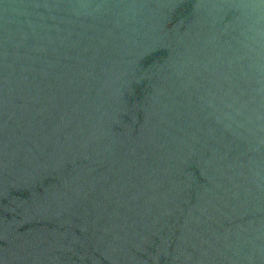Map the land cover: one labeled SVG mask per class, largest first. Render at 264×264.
<instances>
[{
    "label": "water",
    "instance_id": "water-1",
    "mask_svg": "<svg viewBox=\"0 0 264 264\" xmlns=\"http://www.w3.org/2000/svg\"><path fill=\"white\" fill-rule=\"evenodd\" d=\"M0 264H264V0H0Z\"/></svg>",
    "mask_w": 264,
    "mask_h": 264
}]
</instances>
